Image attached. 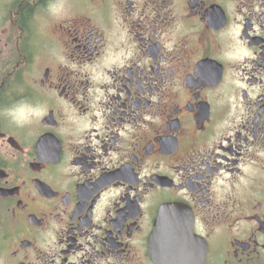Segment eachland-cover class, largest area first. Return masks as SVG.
<instances>
[{"label":"flooded vegetation","instance_id":"1","mask_svg":"<svg viewBox=\"0 0 264 264\" xmlns=\"http://www.w3.org/2000/svg\"><path fill=\"white\" fill-rule=\"evenodd\" d=\"M57 1L0 0V264H154L166 204L264 264V0Z\"/></svg>","mask_w":264,"mask_h":264},{"label":"water","instance_id":"2","mask_svg":"<svg viewBox=\"0 0 264 264\" xmlns=\"http://www.w3.org/2000/svg\"><path fill=\"white\" fill-rule=\"evenodd\" d=\"M185 219L186 213L179 206L164 205L160 208L148 238L154 264H200L205 246L193 242L196 238L192 233V220L187 222ZM164 248L168 251L167 258L163 257ZM186 250L190 251L188 261L180 258V253L184 255Z\"/></svg>","mask_w":264,"mask_h":264},{"label":"rangeland","instance_id":"3","mask_svg":"<svg viewBox=\"0 0 264 264\" xmlns=\"http://www.w3.org/2000/svg\"><path fill=\"white\" fill-rule=\"evenodd\" d=\"M55 10H61L62 9V0H58L57 3L54 6Z\"/></svg>","mask_w":264,"mask_h":264}]
</instances>
